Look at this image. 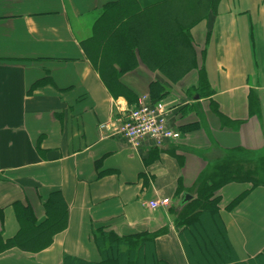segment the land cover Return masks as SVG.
Listing matches in <instances>:
<instances>
[{"label":"crops","instance_id":"0c3cea01","mask_svg":"<svg viewBox=\"0 0 264 264\" xmlns=\"http://www.w3.org/2000/svg\"><path fill=\"white\" fill-rule=\"evenodd\" d=\"M117 1L0 0L3 238L20 230L16 204L40 223L45 202L60 193L69 213L67 229L48 249H12L0 254V264H64L66 257L98 263V231L146 235L160 260L190 264L186 233L176 225L183 194L195 199L200 179L228 152L264 159V0H221L217 15L189 32L194 70L173 83L140 64L121 78L132 96L116 97L81 42L104 7ZM201 69L209 96L200 91ZM153 82L164 86L166 120L181 138L136 149L116 128L138 98L150 96ZM261 177V186L230 183L220 191V220L238 262L264 254V172ZM164 199L167 208L147 205Z\"/></svg>","mask_w":264,"mask_h":264},{"label":"trees","instance_id":"16d2710c","mask_svg":"<svg viewBox=\"0 0 264 264\" xmlns=\"http://www.w3.org/2000/svg\"><path fill=\"white\" fill-rule=\"evenodd\" d=\"M221 0H149L147 5L138 0H118L104 7L92 26L91 35L81 42L86 57L98 70L103 83L116 97L132 96L121 83V78L135 71L140 64L148 70L163 73L173 83L196 68V54L189 32L198 23L217 15ZM174 23L172 25L171 23ZM170 24L172 28L170 29ZM149 41L143 45V28ZM184 49L191 59L183 71L175 74L177 64L184 62L180 53ZM182 65V66H183ZM200 91L207 96L212 91L204 69L199 70ZM166 95L159 82L150 85L154 102ZM217 112V106H213ZM226 153L212 171L203 176L196 190V198L177 215V228L186 233L184 247L190 264H264V254L248 262H238L219 216L220 191L230 183L262 185L264 159L251 161ZM242 198L233 202L231 209ZM20 225L18 234L3 238V210L0 208V254L19 249L37 254L48 249L54 237L68 227V206L60 193H53L44 204L46 218L38 222L29 207L16 204ZM101 261H86L66 257L64 264H167L155 252L154 239L144 236L119 238L112 232L98 231L94 235Z\"/></svg>","mask_w":264,"mask_h":264},{"label":"built area","instance_id":"2783aa9c","mask_svg":"<svg viewBox=\"0 0 264 264\" xmlns=\"http://www.w3.org/2000/svg\"><path fill=\"white\" fill-rule=\"evenodd\" d=\"M116 131L124 136L128 144L138 149L145 141L152 142L156 147H162L166 142L177 141L181 138L179 132L169 127L167 107L163 102H154L149 96L138 99L136 106L126 110ZM107 125L101 126L106 130ZM169 200L150 202L148 207L156 210L168 207Z\"/></svg>","mask_w":264,"mask_h":264},{"label":"rangeland","instance_id":"374dc122","mask_svg":"<svg viewBox=\"0 0 264 264\" xmlns=\"http://www.w3.org/2000/svg\"><path fill=\"white\" fill-rule=\"evenodd\" d=\"M172 25H174V23H173V21H172V23H171ZM170 24V29L172 28V25ZM147 29H149V25L148 26H146V27H144L143 28V31H142V34H143V45H144V48L146 49L147 48V46H148V43H149V41H154L155 42V38H154V36H150L149 38H147V36L145 35V34H147ZM180 53H181V55H182V57L184 58V62H179L178 64H177V68H179L180 66H182L183 65V63H187V62H189L190 61V59H191V56H190V58H189V56H188V53L184 50V49H180ZM262 178V177H261Z\"/></svg>","mask_w":264,"mask_h":264},{"label":"water","instance_id":"95a60500","mask_svg":"<svg viewBox=\"0 0 264 264\" xmlns=\"http://www.w3.org/2000/svg\"><path fill=\"white\" fill-rule=\"evenodd\" d=\"M194 197L188 193L183 194L182 198H181V202H180V206L184 207L185 205H187L188 203H190L191 201H193Z\"/></svg>","mask_w":264,"mask_h":264},{"label":"bare ground","instance_id":"6f19581e","mask_svg":"<svg viewBox=\"0 0 264 264\" xmlns=\"http://www.w3.org/2000/svg\"><path fill=\"white\" fill-rule=\"evenodd\" d=\"M188 67V65L186 64V65H183V66H181L179 69H178V71L175 73V74H178V73H180L181 71H183L185 68H187Z\"/></svg>","mask_w":264,"mask_h":264}]
</instances>
